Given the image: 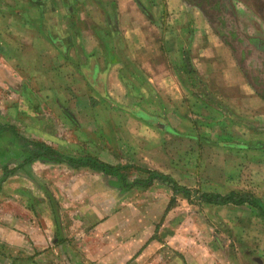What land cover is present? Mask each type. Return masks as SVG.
<instances>
[{
	"label": "crops",
	"instance_id": "crops-1",
	"mask_svg": "<svg viewBox=\"0 0 264 264\" xmlns=\"http://www.w3.org/2000/svg\"><path fill=\"white\" fill-rule=\"evenodd\" d=\"M78 64L87 65L82 69ZM76 72L84 93L96 88L97 83L92 86L87 81L93 77L101 80L105 94H134L128 114L133 126L140 130L143 126L150 143L186 138L197 156L204 147L233 152L236 163L231 161V169L235 167L225 177L228 190L211 193L254 195L247 187H237L247 163L264 164V102L198 8L183 0H0V78L4 80L0 88L6 95L1 109L9 107V79H16L23 89L29 80L35 88L39 73L53 81ZM125 80L130 83L125 85ZM71 87L68 80L64 85H47L43 92L52 96L46 100L52 104L49 112L57 109L55 96L61 99L77 89ZM21 88L15 89L16 95L23 94ZM21 102L18 106L24 111ZM12 123L1 124L15 127ZM35 164L59 174L53 177L52 170L46 179L40 178L33 174ZM136 167L167 175L185 187L159 169ZM96 179L106 183L96 184ZM112 179L89 169L46 162L13 172L0 183V264H243L233 263L231 242L216 247L220 237L215 231L209 229V241L206 233H180L177 227L167 232L164 224L172 210H168L171 198L158 220L140 216V226L130 220L135 219L132 215L115 214L122 194L162 184L122 192ZM89 200L95 214L87 213ZM194 204L202 209H248ZM65 211L77 213L78 235L68 231L71 222ZM252 216L264 225V218ZM89 223L96 225L94 234L88 233ZM159 223L164 231L158 232ZM237 247L244 249L241 243ZM256 255L255 264H264L263 244Z\"/></svg>",
	"mask_w": 264,
	"mask_h": 264
},
{
	"label": "rangeland",
	"instance_id": "rangeland-1",
	"mask_svg": "<svg viewBox=\"0 0 264 264\" xmlns=\"http://www.w3.org/2000/svg\"><path fill=\"white\" fill-rule=\"evenodd\" d=\"M255 1L257 6L264 3V0ZM251 2L252 0H231L230 6L233 9L232 15H234V19L228 6H225L224 14L222 12L217 13V18L218 20L221 19L226 26L223 27L221 33L226 38H229L228 40L234 47L235 53L232 52V56L235 62L241 60L242 66L246 70L252 69L249 71L250 75L258 77V73L256 74L257 71L255 72V70L262 71L261 74L264 76V56L249 47L246 40L250 38L264 40V20L257 13L258 7L255 6L253 8L250 4ZM199 10L205 14L201 9ZM210 10L209 8L208 11ZM216 29H221L220 23L217 24ZM23 65L30 67V64L23 63ZM72 65L74 66V64ZM86 65L78 64L77 67L80 68L81 66L83 69ZM236 65L242 75L237 62ZM42 74L44 75L45 73H39V80H35V88H32L29 80L24 81V89L21 88L20 83H17L16 79L8 80L11 83V85L9 84L10 90H8L7 96L9 107L5 111V108L4 110L1 109L0 103L1 123L14 122L12 123L15 126L13 128L23 137L43 142L69 156L88 155L110 165L124 167L146 166L151 169H159L172 176L180 185L192 190L210 192H217V190L226 192L228 190V182L225 184V177L235 167L234 165L231 169V165L235 162L233 152L226 153L204 147L202 151H198L199 155L197 156L195 154L196 151L194 153L192 151L191 141L189 142L186 138L178 141H164V143L153 140L150 143L147 141L150 137L144 131L145 129L142 128L143 126L140 125L141 130L133 126L134 121L128 114V111L131 112L133 109L131 102L135 100L134 94L132 96H129L128 93L126 95L105 94L102 92L104 89L101 88V80L98 82L93 77L88 78L87 81L92 86H95L93 85L94 82L97 83L96 88L91 89L89 87L91 91L84 93L83 84L81 79H79L80 73L76 72V74H72L66 80L52 78L53 81H50L49 77L46 78ZM67 80L72 83L71 88L75 87L77 89H74L75 92L72 94L61 96V99L59 96H55L58 102L55 105L57 109L49 112L51 110L49 106L52 104L46 103V100L48 96L49 98H52V96L43 91L47 89V85L50 83L64 85ZM3 81L0 78V83ZM128 82L130 83V80H125V85H128ZM102 83H105V81ZM54 87L57 88L58 86ZM18 88H21L23 94H15V89ZM35 91H38V93ZM5 97V89L2 87L0 88V101L3 102ZM20 99L23 102H21L20 108H23L24 111L19 109L18 102ZM33 112L37 116L32 118L30 115ZM6 119L8 120L6 121ZM41 121H43L42 124ZM158 127L162 128L161 123L158 124ZM203 136L207 135L203 134ZM231 161L233 162L231 163ZM1 162L0 176L4 167L12 172L25 167L22 166V162L12 159ZM34 163L29 165V168ZM52 170H44L41 165L35 164L33 174H38L40 178L43 176L46 179V175L51 173ZM53 171L55 172L53 177H56L59 174V170L55 169ZM243 171L245 177H243L241 182L238 178L237 188L240 185L241 187H247L255 196L264 201V164L256 166L252 163H247ZM195 172H199L200 175ZM124 174H127L126 177L129 182L133 181L137 176L145 177L136 169L127 170ZM62 176L66 177L70 176V174ZM17 180L20 179L18 178ZM112 180L113 183L114 181L116 182V178L113 177ZM101 183L105 184L106 182L96 179V184ZM97 196L98 199L101 198L100 194ZM104 196L110 198L111 194L105 192ZM119 198V208L118 210L114 209V213L119 216L132 215L130 218L135 219L130 220L134 221L136 226H140V216H151L153 220H158L160 215L163 214L164 203H168L171 198V191L167 187L158 185L151 190L135 189L129 193L122 194ZM98 199L97 203H99ZM61 205L63 206V204ZM65 205L67 204L65 203ZM87 213L89 215L95 214L90 200ZM64 214L71 222L68 225V231L78 235L80 233L79 224L74 222V217L77 216V213L72 215L71 211H65ZM252 214L248 209H202V207L194 204V201H188L177 195L176 204L167 215V220L164 224H167V229L163 227V223H159L158 232L165 229L169 233L174 232L177 227V232L180 230V233L182 231L190 232V234H192V231L193 233H206V238L208 239L211 238L207 234L210 229L219 234L220 238L216 241V247L220 248L231 242L233 263L255 264L258 259L256 251L262 244L264 245L262 237L264 225H259L260 221L254 218ZM120 225H123V223H120ZM152 225H154V221ZM89 226L88 233L94 234L96 225L89 223ZM88 236L90 235L88 234ZM163 236H161V239L164 238ZM207 239L201 240L207 243ZM170 241L171 238L167 240V243ZM233 241L236 246L233 245ZM239 243L244 248L242 251H239L241 247H237Z\"/></svg>",
	"mask_w": 264,
	"mask_h": 264
},
{
	"label": "trees",
	"instance_id": "trees-1",
	"mask_svg": "<svg viewBox=\"0 0 264 264\" xmlns=\"http://www.w3.org/2000/svg\"><path fill=\"white\" fill-rule=\"evenodd\" d=\"M185 3L196 6L205 12V17L209 21V24L215 31L219 39L229 47L231 52L235 53L234 47L229 38L221 33L223 27H226L222 20H218L217 16L219 12H224L225 8L230 6L231 0H183ZM248 1V0H247ZM254 8L257 6L256 1L252 0L250 3ZM226 6V7H225ZM258 7V15L264 20V3H261ZM209 8L211 9L210 11ZM230 12V11H229ZM224 14V13H223ZM220 23L221 29H216L217 24ZM232 36V35H230ZM249 47H252L264 56V40L250 38L246 40ZM238 66L247 80L249 86L255 91V93L264 102V76H262L259 70H255L257 76L250 75V70H246L242 66V61H236ZM0 160L8 161L10 159L22 162V166L29 167L34 162H46L55 165H65L72 169H89L95 172L103 173L107 176L116 178V185L122 191L126 192L132 188H148L154 182L165 185L172 194L169 201L168 210L172 209L176 204V196L180 195L188 201H196L203 205L223 207V206H234V207H248L256 217L264 218V202L247 192H228L225 194L201 192L199 190H191L185 187L179 186L169 176L161 174L156 171H150L147 169L136 168L134 166H120L110 165L101 160L91 156H69L51 146L39 142L27 139L20 135L13 127L5 126L0 123ZM23 167V168H25ZM130 169H136L143 176H137L133 181L127 180L124 172ZM13 172L8 171L6 167L3 168V175L0 179V183L3 182Z\"/></svg>",
	"mask_w": 264,
	"mask_h": 264
}]
</instances>
